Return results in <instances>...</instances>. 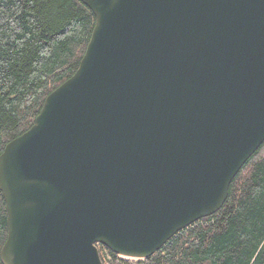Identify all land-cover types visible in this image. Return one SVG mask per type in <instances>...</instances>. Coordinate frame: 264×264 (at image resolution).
<instances>
[{"label": "water", "instance_id": "1", "mask_svg": "<svg viewBox=\"0 0 264 264\" xmlns=\"http://www.w3.org/2000/svg\"><path fill=\"white\" fill-rule=\"evenodd\" d=\"M72 76L0 153L2 264L145 259L264 141V0H81Z\"/></svg>", "mask_w": 264, "mask_h": 264}, {"label": "trees", "instance_id": "2", "mask_svg": "<svg viewBox=\"0 0 264 264\" xmlns=\"http://www.w3.org/2000/svg\"><path fill=\"white\" fill-rule=\"evenodd\" d=\"M94 21L81 0H0V153L73 75ZM6 236L0 191V249ZM98 248L112 257L103 264H264V141L232 179L222 206L149 257L131 262Z\"/></svg>", "mask_w": 264, "mask_h": 264}, {"label": "built area", "instance_id": "3", "mask_svg": "<svg viewBox=\"0 0 264 264\" xmlns=\"http://www.w3.org/2000/svg\"><path fill=\"white\" fill-rule=\"evenodd\" d=\"M98 251H99V248H98ZM99 255H100L101 260H103V261L112 260V257L110 256V254L107 251L103 250V249L99 251ZM118 257L120 259H123V260H126V261H131V262L138 261V260H143V259H137V258L124 257V256H121V255H118Z\"/></svg>", "mask_w": 264, "mask_h": 264}]
</instances>
